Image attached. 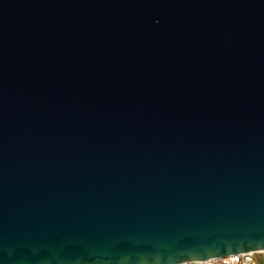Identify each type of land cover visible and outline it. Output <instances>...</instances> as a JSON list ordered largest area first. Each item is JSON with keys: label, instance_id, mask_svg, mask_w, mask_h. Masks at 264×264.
<instances>
[{"label": "water", "instance_id": "1", "mask_svg": "<svg viewBox=\"0 0 264 264\" xmlns=\"http://www.w3.org/2000/svg\"><path fill=\"white\" fill-rule=\"evenodd\" d=\"M264 251V0H0V264Z\"/></svg>", "mask_w": 264, "mask_h": 264}, {"label": "built area", "instance_id": "2", "mask_svg": "<svg viewBox=\"0 0 264 264\" xmlns=\"http://www.w3.org/2000/svg\"><path fill=\"white\" fill-rule=\"evenodd\" d=\"M264 256V251L247 252L231 255L221 259H211L201 262H188L185 264H258V260Z\"/></svg>", "mask_w": 264, "mask_h": 264}, {"label": "crops", "instance_id": "3", "mask_svg": "<svg viewBox=\"0 0 264 264\" xmlns=\"http://www.w3.org/2000/svg\"><path fill=\"white\" fill-rule=\"evenodd\" d=\"M258 264H264V256L260 258V260H258Z\"/></svg>", "mask_w": 264, "mask_h": 264}]
</instances>
